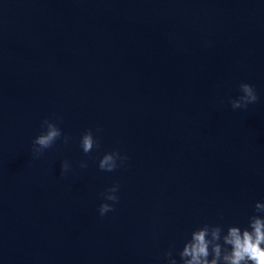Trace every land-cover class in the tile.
Listing matches in <instances>:
<instances>
[{"label": "water", "instance_id": "water-1", "mask_svg": "<svg viewBox=\"0 0 264 264\" xmlns=\"http://www.w3.org/2000/svg\"><path fill=\"white\" fill-rule=\"evenodd\" d=\"M242 82L259 99L234 110ZM46 118L62 137L37 159ZM257 202L264 0H0V264H181L193 230L243 229Z\"/></svg>", "mask_w": 264, "mask_h": 264}, {"label": "clouds", "instance_id": "clouds-1", "mask_svg": "<svg viewBox=\"0 0 264 264\" xmlns=\"http://www.w3.org/2000/svg\"><path fill=\"white\" fill-rule=\"evenodd\" d=\"M242 93L236 99H230L232 109L247 108L259 99L254 87L248 83L239 84ZM42 131L32 141V155L39 158L46 149L51 148L58 139H61L62 132L55 122L44 119L41 123ZM97 132L101 129L98 127ZM70 137L63 136V142L68 143ZM80 147L87 154L94 148H99V138L95 137L92 130H87L80 138ZM127 160L118 150L105 153L99 160L98 167L102 171L112 172ZM118 161L120 162L118 164ZM81 168H86L87 163L82 161ZM70 170V164L64 160L61 164V174ZM119 185L114 184L100 195L105 201L118 202L116 193ZM113 204L101 203L99 214L104 216L114 211ZM256 213H264V203L255 204ZM223 229L220 225L205 224L191 232L188 239L179 251L181 264H264V215H252L249 217L248 226L241 229L238 226H229L226 233L222 235ZM167 264H177L172 251L165 254ZM211 257V258H210Z\"/></svg>", "mask_w": 264, "mask_h": 264}]
</instances>
